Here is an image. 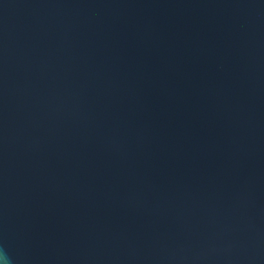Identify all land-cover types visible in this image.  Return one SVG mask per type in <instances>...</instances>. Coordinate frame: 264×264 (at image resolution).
<instances>
[{
	"label": "water",
	"instance_id": "water-1",
	"mask_svg": "<svg viewBox=\"0 0 264 264\" xmlns=\"http://www.w3.org/2000/svg\"><path fill=\"white\" fill-rule=\"evenodd\" d=\"M0 247L264 264V0H0Z\"/></svg>",
	"mask_w": 264,
	"mask_h": 264
},
{
	"label": "clouds",
	"instance_id": "clouds-1",
	"mask_svg": "<svg viewBox=\"0 0 264 264\" xmlns=\"http://www.w3.org/2000/svg\"><path fill=\"white\" fill-rule=\"evenodd\" d=\"M0 264H12L7 251L2 247H0Z\"/></svg>",
	"mask_w": 264,
	"mask_h": 264
}]
</instances>
